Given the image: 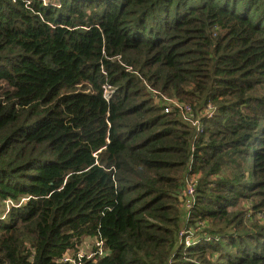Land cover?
Segmentation results:
<instances>
[{
  "label": "trees",
  "instance_id": "trees-1",
  "mask_svg": "<svg viewBox=\"0 0 264 264\" xmlns=\"http://www.w3.org/2000/svg\"><path fill=\"white\" fill-rule=\"evenodd\" d=\"M75 263L264 264V0H0V264Z\"/></svg>",
  "mask_w": 264,
  "mask_h": 264
},
{
  "label": "built area",
  "instance_id": "built-area-1",
  "mask_svg": "<svg viewBox=\"0 0 264 264\" xmlns=\"http://www.w3.org/2000/svg\"><path fill=\"white\" fill-rule=\"evenodd\" d=\"M46 1H47V0H46ZM114 91H115V89L111 88L110 86H105L104 97H105L107 100H110V98H111L112 95L114 94ZM166 100L170 101V102L173 103L175 106H178V107H184V108L188 109V111H191V106L188 105V104H184V103H182V102H180V101H175V100H173L172 98H168V97H166V98H165V101H164V104H165V105H167ZM210 108H211V106L209 107V109H210ZM165 110H166V111H169V108L167 107ZM211 114H212V111L210 110V111H209V115H211ZM185 117L188 118V116H185ZM193 125H195L196 128H197V130L199 131V130H201L202 127H203V122L198 118V119H195V120H194ZM188 241H189V239H188ZM188 244L191 245V241H189ZM81 256H83L82 253H81ZM75 264H80V263H75Z\"/></svg>",
  "mask_w": 264,
  "mask_h": 264
},
{
  "label": "rangeland",
  "instance_id": "rangeland-1",
  "mask_svg": "<svg viewBox=\"0 0 264 264\" xmlns=\"http://www.w3.org/2000/svg\"><path fill=\"white\" fill-rule=\"evenodd\" d=\"M47 1H50V0H47ZM56 4V3H55ZM185 233V232H184ZM184 233H182L183 235H184ZM192 236H194L193 234H190L189 236H185L184 238L185 239H183L182 240V244H181V246H185L186 248H188V247H192V244L194 243V241H196V240H198V238L197 237H192ZM197 238V239H196ZM208 238V237H207ZM188 239H189V241H191V245L189 246V241H188ZM196 239V240H195ZM93 239L92 238H88V239H85V244H86V250L88 249V251L87 252H89V251H91V244L93 243ZM97 244L98 245H101L102 246V242H100L99 240H97ZM82 255L84 256L85 255V253L84 252H82Z\"/></svg>",
  "mask_w": 264,
  "mask_h": 264
}]
</instances>
